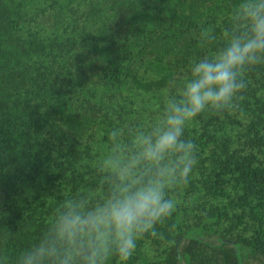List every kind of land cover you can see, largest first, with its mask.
I'll use <instances>...</instances> for the list:
<instances>
[{"label": "trees", "instance_id": "obj_1", "mask_svg": "<svg viewBox=\"0 0 264 264\" xmlns=\"http://www.w3.org/2000/svg\"><path fill=\"white\" fill-rule=\"evenodd\" d=\"M236 0H0V259L68 196L97 193L116 126L156 119ZM223 114L187 129L198 164L130 264H264V65ZM113 264H120L118 259Z\"/></svg>", "mask_w": 264, "mask_h": 264}, {"label": "clouds", "instance_id": "obj_2", "mask_svg": "<svg viewBox=\"0 0 264 264\" xmlns=\"http://www.w3.org/2000/svg\"><path fill=\"white\" fill-rule=\"evenodd\" d=\"M221 38L216 47V35L203 34L213 50L189 61L156 119L109 131L97 162L100 191L63 200L14 264H130L140 242L158 235L176 208L172 191L198 164L187 129L201 115L229 111L247 73L264 65V0H236Z\"/></svg>", "mask_w": 264, "mask_h": 264}]
</instances>
